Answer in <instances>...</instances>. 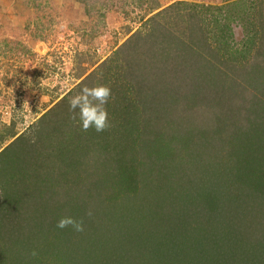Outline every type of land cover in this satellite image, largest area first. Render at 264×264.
<instances>
[{
	"label": "rangeland",
	"instance_id": "rangeland-1",
	"mask_svg": "<svg viewBox=\"0 0 264 264\" xmlns=\"http://www.w3.org/2000/svg\"><path fill=\"white\" fill-rule=\"evenodd\" d=\"M230 33L233 38L227 45L215 39ZM228 46L233 47L235 55ZM263 52L264 0H0V152L22 136L0 156L1 177L8 182L26 172L29 157H35V162L36 155H29L30 148L24 143L33 142L39 151L44 149L43 160L51 162L52 172L50 180L42 176L45 189L31 186V196L48 192V205L63 199L64 210L84 225L83 232L71 227L59 229V220L53 217L47 236L34 231L37 222L27 220L11 228V237L0 231V264H218L233 257L241 261L235 264H264V223L258 225L246 218L232 223L218 214L216 218L225 222H205L198 206L195 213L189 210L190 197L175 200L169 196L168 201H163L162 214L156 216L152 233L140 239L136 228L151 218L132 205L146 203L150 195L146 194L141 203L139 199L134 201L131 197L137 195L138 188L132 191L128 187L131 181L123 182L139 180L142 166L146 164L148 171L152 160L157 161L153 169L156 177L149 178L152 181L169 169L180 172V164L190 160L187 153L193 151L192 145L183 138L192 130L174 118L179 102L184 103L180 107L183 113L194 109V120L189 122L194 123L198 117V129L207 134L217 133L220 121L222 126L230 122L232 128L238 129L252 118L258 108L256 101L264 103V73L259 82L255 81L257 66L264 72ZM201 55L212 59V63L205 65ZM188 58L193 61L187 62ZM98 85L109 87L113 95L106 106L111 123L106 131H112V136L100 146L104 131L89 129L95 138L88 136L78 121L71 119L68 104L69 98L84 86ZM192 98L205 105L198 108ZM25 101L28 104L24 105ZM147 106L150 110L145 111ZM151 122L156 125L151 126ZM69 129L71 134L62 139V133ZM165 130L167 135L156 136ZM37 136L47 141L50 136L49 143L41 147ZM260 136L256 134L254 139L260 140ZM119 140L126 148L121 156L115 151ZM51 144L60 150L54 151ZM74 149L73 156L80 159V164L65 167L61 153ZM216 151L218 146L213 153ZM200 156L204 155L197 152L198 160ZM256 158L261 166L264 150ZM107 170L112 173L103 179ZM246 177L249 185L252 178L260 184L264 182L257 176ZM119 180L120 185L114 186ZM97 182H101V188ZM202 183L209 189L210 179ZM140 185L137 183V187ZM11 186L6 190L8 204L15 202L17 188ZM88 187L93 192L98 190L100 197L108 191L107 198L112 202L87 205V194L83 202L79 201L81 197L74 198L78 192H87ZM215 192L206 193H211L207 199L203 196L201 200L200 196L199 203L204 206L206 199L211 202V211H222L217 201L223 196L224 200L232 197L222 194L217 199ZM19 204L23 205L21 201ZM250 207L248 204V211ZM55 208L56 205L44 209L38 206L39 211L43 209L41 222L47 221ZM235 210L231 205V211ZM250 211L254 217L264 209ZM39 216L40 213L36 219ZM211 226H222L224 243L199 236ZM45 239L55 243L50 252L38 246L44 245ZM44 254L50 257H42ZM110 255L115 258L104 261Z\"/></svg>",
	"mask_w": 264,
	"mask_h": 264
},
{
	"label": "trees",
	"instance_id": "trees-1",
	"mask_svg": "<svg viewBox=\"0 0 264 264\" xmlns=\"http://www.w3.org/2000/svg\"><path fill=\"white\" fill-rule=\"evenodd\" d=\"M218 10H221V8H219ZM215 21L216 23H221V22H218L217 19ZM219 25L222 26L221 24ZM227 28L229 30V27ZM232 36L233 35H231V33L229 35L221 34V35L215 36V39L220 44L227 45V43L232 41V38H233ZM183 49L184 50L182 51L187 50V48H183ZM228 50H231L232 54L235 55V52L233 51V47L230 46ZM261 55L264 56V52L263 54L261 53ZM160 56L163 57V54H160ZM192 56L195 57L194 55ZM200 57L203 58L202 55ZM205 58L206 56H204L203 58L205 65L206 63H209V64L212 63L211 62L212 59L206 60L207 58L206 59ZM189 60L193 61L192 58L190 59L188 58L186 61L188 62ZM199 60L200 59H198V61ZM235 60H237V58ZM183 62L184 60L182 59L180 61V64H182ZM210 67L213 68L212 66ZM144 70L147 71L148 66ZM214 70H218V69H214ZM256 70L257 72L255 74V81L259 82L261 75L264 73L263 68L260 69L257 66ZM215 74L213 73V75ZM214 88L215 89L213 90H217L218 86ZM173 92L175 93V90ZM165 93L167 94L168 91ZM171 96L173 97V94ZM190 100L192 102H195L198 108L200 105L202 106L205 105L199 102L197 99L192 98ZM183 105H184L183 102H179V104L175 107L176 116L174 118L177 121L176 123H179L180 125L185 126L186 128H189V130H192V133H190L185 139L183 138L186 144L189 143V145L190 144L192 145V149L194 151L193 152L190 149L189 153H187V157H191L190 160L184 161L185 165L180 164V172L179 171L173 172L171 169H169L168 172H165L164 174L161 175V177H158L157 181L149 180L150 177H153L152 178L153 180L156 177V175H154L156 171L153 172V169L156 168L157 161L152 160L151 162H149L148 171L145 169L146 164L142 166L144 170L143 172L140 171V173L143 174V176L141 175V178L139 180L136 179L132 181V178L125 179V181L123 180V182L131 181V184L128 185V187L132 188V191H135L138 188L137 195L135 196L133 194V196L131 197V199H133L134 201H137V199H139L140 201L139 203H141V200L143 199V197H145L146 194L150 195L146 203L132 205V207L135 206L134 208L137 209L138 211L143 212L145 217L151 218L150 219L151 221L146 222V223L141 222L143 220L137 219L139 220V222H141V225L136 228V232L139 238L141 239L144 236L148 237L149 236L148 234L152 233L153 227H154L153 224L156 221L155 220L156 216L162 214L161 205L163 204V201L165 203V201L169 200V196L175 200H178V199L180 200L185 197H190L189 201L191 202L189 203V210L195 213V211L197 212L198 210L196 208L198 206V208L201 210L199 213L200 217L203 216V221L205 222L221 223V222H225L223 220L228 219L230 222L236 223L237 219L241 221L242 218H246V221H250V222L256 221L255 223H257L258 225H262L264 223V211L263 213H258V215H254L253 217V212H251L250 210L255 209L256 211L261 212L262 209H264V184H263L264 182L260 184L259 181L257 182V180H254L252 178V175H253L254 178H256V176L259 177L260 181L264 180V173H261L264 169V163L261 166H259L257 158H256L264 150V123H263L264 121H262V119L264 118V103L262 104L260 100L256 101V105L258 106V108L256 111L252 112V118L248 119V121L243 123V125H241V127H239L238 129L232 128L230 122L229 124L227 125L223 124L225 126H222V123L220 121V116H219L218 118L220 121L219 123L221 124V128H218L217 133L215 134H211V133L207 134L206 130L198 129L199 128V123L197 120L198 117L195 118L194 123H190L189 120H194V118L191 119V115L194 113V109L193 108L186 109L184 110V113H183V108L182 109L180 108V107H184ZM146 110H150V107L149 106L145 107V111ZM186 111H188L187 114H186ZM199 113L201 115L200 110H199ZM131 115L133 118H135L134 113H131ZM127 116H129L130 118V114ZM252 119H255V120L251 121ZM71 124H73V122H71ZM128 124L131 125V123L129 122ZM154 124L156 125L155 122L150 123L151 126ZM71 129H72V133L77 134L76 132L73 131V128ZM128 131H130V129ZM87 133H88V136L95 138L94 137L95 133L92 134L89 132V130L87 131ZM162 133H165V135H167V130H165L164 132L156 133L157 134L156 136L159 138H162L163 137L161 136ZM259 133L261 134L260 140H255L254 135L256 134L259 135ZM62 134H63L62 136V139H63L64 137H66L67 135H70L71 133H70V130H66V132H63ZM111 134H112V131H104L102 133L103 141L100 140L99 146L100 144L102 145V143L104 142L106 143L107 140H110L112 136ZM41 135H44V134H41ZM21 138L22 136L16 138V140L13 143L17 142L18 140H21ZM39 138L40 139H38V136H37V143L41 144V147L44 146V142L49 143L50 136L48 137L49 138L48 141L46 137L44 136H40ZM153 138L157 140L156 137H153ZM75 140L77 141V139ZM242 140H245V141H242ZM119 141L120 143L116 145V147H119V148H115V151L121 156V154L125 152L126 148L124 144H122L123 141L122 140H119ZM208 141L210 142L207 144L209 147H206L205 143ZM13 143L6 146V148H4L0 152V156L8 148H10L13 145ZM32 144L33 142L24 143L26 147L30 148V150L28 151L29 155L35 153L36 161L35 162L32 161L34 160L35 157L33 159L32 157H29L30 164L29 165L27 164L28 168L22 176L17 175L13 180H8L7 182V180H4L1 177V172H0V190L3 191V199L2 201H0V231L7 232L10 237H11V232H12L11 228H15V227L17 228L19 223L25 222V220H27L28 222H34V223L37 222L35 224L36 229L34 231L37 230L42 235L44 234L45 236H47L46 233L49 231L48 227L50 228L52 227L51 220L53 217H56V220H60L62 217L70 216V213L66 209L64 210L63 208V204H62L63 199H58L57 204H55L56 202V199H55L54 200L55 202H50V204L48 205L50 198L45 196L47 195L48 192L43 191L41 195H38L35 193V196L33 195L31 196V192H32L31 186H34L33 187L34 189L40 186L42 189H45V187L47 186L45 181L46 179L50 180L49 174L52 172L51 162L50 161L45 162V160H43L42 151L44 149H41L39 151V149L35 148L34 145ZM158 144H163V141H158ZM167 146L170 147L169 142ZM217 146H218V151L213 153V149H215V147ZM185 148L186 147H184L182 150L185 151ZM52 149H54V151L60 150L59 147L58 148L57 146L54 147V145ZM154 149L155 150L153 151L156 152V148ZM157 149H160V147H158ZM74 152H75V149L73 151L65 150L64 153H61L60 158L61 160L65 162L64 163L65 167L68 164H69L68 167H71L76 164H80L79 163L80 159L73 156ZM197 152L199 153V155H204V156H200L201 160H198L196 158ZM63 154H65V156ZM48 155L51 156L52 158L54 157L52 152H49ZM187 162L188 164L186 165ZM155 164L156 166L154 167ZM189 164L191 165L189 166ZM67 170H69V172H72V169H67ZM162 170L165 171L164 166L162 167ZM73 172H76V171H73ZM108 173H112V172L111 171L108 172L107 170L106 175L105 177H103V179L109 176ZM76 174L78 175V173ZM42 176H44L45 181ZM246 176H251L253 180V182H251L250 185L246 183V180H247ZM75 177H78V176H75ZM205 179H210L209 189L207 190L202 183V181ZM174 181H176V183ZM54 182H55V178H53L52 180V183ZM121 182L122 181L120 180L118 182H115L116 184L114 186H119ZM139 182L142 185H140V187H137V183ZM11 185L15 186L17 190H16V196H15V202L8 204L10 201V198L7 195L6 190L12 188ZM97 185H99L98 188H101V182H97ZM244 185L245 187H243ZM92 186H95V185L91 184V187ZM246 186H250L251 188L246 187ZM91 187L87 188L88 189L87 192L82 191L81 189L80 191H82V193L78 192L77 194L74 195V198L77 199L78 197H81L79 201L83 202L84 194H87L86 195L87 205L90 203H94V204L103 203V204L108 205L109 203L112 202V201H109V198H107L109 195L108 191L105 193L106 196L100 197L98 196V193H97L98 190L94 188L95 192H93ZM125 189L128 191L127 186L125 187ZM75 190H77V188ZM214 191H216L215 193L217 194V199L221 197L222 194H228V197H232V200H224L222 199L224 197L223 196L217 201V203L222 208H224V210L222 211H211L212 208H210L209 206L211 202L206 200L207 196L210 195ZM209 192L211 193L206 194ZM200 196H201V200L203 196H205L206 198L205 200H203L205 203L204 206L199 203V201H201V200H198ZM39 197H40V200L38 199ZM59 197L63 198L62 196H59ZM45 198H47V200ZM52 198L53 197H51V199ZM7 200H8V203H7ZM222 200H224L223 205H222ZM20 201L23 203V205L19 204ZM248 204H251L249 211L247 210ZM54 205H56L55 212L53 211L54 212L53 214L49 212L50 216L48 217V219L49 218L50 219L49 220L47 219V221L44 220V222H41L44 217V215L42 214L43 209L48 208L49 206H54ZM75 205H73L72 207H74ZM231 205L236 207V210L234 212L231 211ZM38 206H43L42 211L38 210ZM39 213H40V216L36 219ZM163 214H164V211H163ZM217 214L220 216L219 218L223 220H219V218H216L218 217ZM227 215L230 218H228ZM257 218H259V220ZM7 219L10 221L11 224L9 223ZM211 219H213V221ZM222 226H211L209 228H206V230L204 231L205 235H202L200 233L199 236L203 237L204 240H209V239L213 240V238H215L216 240L220 241L222 234H223ZM43 227H47V228H43ZM238 228L239 230H241L239 226ZM246 236H249V235H246ZM17 238L21 239V235H18ZM48 239L43 240L42 244L44 245H41V246L38 245V246L39 248L41 247L42 249H47L48 252H50L52 248L54 247L55 243L52 240H48ZM164 246L165 245H162L160 248L162 249ZM111 253H114V251H112ZM61 254H63V252H61ZM118 254L119 253H117V257H118ZM42 257H50V254H44L42 255ZM112 258H115V257H113V255L104 257V261H108V259L111 260ZM231 259L232 260L229 259L226 261L222 260V262H218V264H235L236 262L238 263L241 262L235 257Z\"/></svg>",
	"mask_w": 264,
	"mask_h": 264
},
{
	"label": "clouds",
	"instance_id": "clouds-1",
	"mask_svg": "<svg viewBox=\"0 0 264 264\" xmlns=\"http://www.w3.org/2000/svg\"><path fill=\"white\" fill-rule=\"evenodd\" d=\"M113 98L112 91L105 85L94 87L84 86L80 91L69 98V110L73 114L71 119L78 121L83 131L94 129L103 132L111 127L107 104ZM28 104L25 101L24 105ZM70 130V129H69ZM88 215H91L89 212ZM59 229L71 227L76 232H83V221H77L74 217H62L56 225ZM33 256L36 255L34 251Z\"/></svg>",
	"mask_w": 264,
	"mask_h": 264
}]
</instances>
